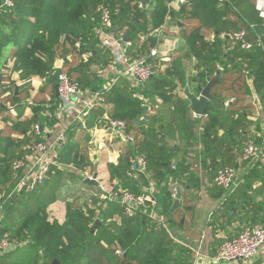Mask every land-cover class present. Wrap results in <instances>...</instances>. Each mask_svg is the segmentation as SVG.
<instances>
[{"label":"trees","instance_id":"obj_1","mask_svg":"<svg viewBox=\"0 0 264 264\" xmlns=\"http://www.w3.org/2000/svg\"><path fill=\"white\" fill-rule=\"evenodd\" d=\"M172 2L151 0L148 8H142L146 0H13V8L0 7V94L3 84L10 81L7 72H19L25 82L33 77L45 81L57 70V61L62 60V73L83 90H96L107 105H112L109 118L98 127L108 126L110 120L123 121L126 136H132V128L142 127L143 140L134 136L130 156L109 165L111 179L117 182L116 192L136 196L141 195V189L148 190L152 179L158 192L156 214L167 226L163 228L143 211L129 218L121 205L108 199H94L92 204L81 200L69 203L63 224L51 220L49 207L66 199L60 194L59 182L83 181L92 166L82 151L76 126L66 132V141L55 149L56 166L44 182L34 191L23 188L14 193L21 178L13 170V163L23 160L34 143L43 141L34 127H45V121L51 126L56 123L46 115L51 110L44 107L60 105L52 94L49 102H36L40 107L34 109L31 119L13 123L20 139L3 138L0 133V237L16 244L14 251L0 254V264H193L192 250L171 236L183 227L176 219L179 210L171 212L172 189L175 184L200 189L203 180L198 169L209 173L205 181L211 195L225 197L211 216L209 228L213 233L229 229L230 234L214 237L211 255L215 256L226 240L238 237L245 228L264 227V163L251 167L242 159L249 141L259 143L263 139V135L258 140L251 138L248 128L256 107L249 101L253 93L264 111V49L231 47L223 38L227 32L245 30L250 42L260 38L264 45V24L255 8L257 0H233L232 6L218 0H185L178 10L170 6ZM100 7L111 11L112 27L117 28L116 32L111 29L114 35L123 34L129 40L127 55L131 63L158 46L159 33H167L164 29L168 22L192 24L180 48L181 55L195 60L191 68L198 85L205 87L220 77L214 88L216 109L199 118L191 115L187 98L179 97L175 106L177 85L188 82L190 91L197 88L191 87V76L186 81V72L177 62L179 57L168 64L157 61L168 66L165 77L155 75L143 85L121 77L115 83L100 78V72L113 61L111 50L101 46L97 33ZM184 31L180 29V33ZM225 46L231 49L225 51ZM28 90L29 86L26 93ZM9 100L16 106L27 97H16L14 91ZM166 107L175 110L155 135L153 128L164 120ZM131 155L136 165L130 163ZM141 158L146 164L145 173L139 170ZM238 163L246 169L243 181L230 190L217 186V173L226 168L237 172ZM255 181H261L259 187H255ZM98 193L107 196L102 190Z\"/></svg>","mask_w":264,"mask_h":264},{"label":"crops","instance_id":"obj_2","mask_svg":"<svg viewBox=\"0 0 264 264\" xmlns=\"http://www.w3.org/2000/svg\"><path fill=\"white\" fill-rule=\"evenodd\" d=\"M172 7L178 10L180 6L174 2ZM192 27V24H188L187 26L184 24L177 25L173 24L172 22H168L166 28L164 29L168 34L166 32H163V30L159 33L160 43L155 48L160 55L158 59L153 60V63L155 64L157 69V76H160L162 78L165 77V71L168 67L166 64H168L172 58L177 59L179 57L177 62L179 66L182 69L184 68L183 70L186 72V81H188V78L191 76L193 78L191 87H197L196 89L193 88V90L190 91L188 89V82H185V85L183 86L177 85L175 91V106L179 97L187 98L185 95L186 90H189L191 94L198 95L197 89L198 86H200L198 85V82H196L198 80H196V72L194 70V67L191 68V65L194 66L195 60L185 59L181 55L180 50V48L182 49V47H184V37L188 35ZM181 28L185 29V31L182 33H180ZM226 49L227 51H229L231 48L225 46L224 50L226 51ZM98 50L99 53L101 52L100 55L103 56L104 53L102 52V49L98 48ZM148 54L149 53H145V55ZM160 58H163V60H161ZM157 61H162L166 64L161 66L157 64ZM63 64L64 62L62 60H58L56 63V69L60 68L62 70ZM12 66L13 63L12 61H10L9 68L11 69ZM124 70V65H116L112 61L106 70L100 72V78L105 80V82L108 81L115 83L116 80L121 77L129 79L134 84H137L138 82L135 79L123 75ZM6 76H9L10 81L6 82L9 84H3L2 88H4V91L3 94H0V106L2 108L0 110V133L2 134L3 138L20 139L21 135L13 130V123L31 119L34 114V109L40 107V105H36V102H49L51 100L52 94H54L58 101H60V99L56 95L55 86L46 84V80L44 81L39 78L33 77L29 81L25 82L20 79L19 72H7ZM28 86L30 87V90H28L26 93V87ZM214 88L212 89V94L216 96ZM13 90L15 91L16 97L25 96L27 97V100L23 101L20 105H12L9 98H11V95L14 93ZM84 91L85 103L92 102L94 94L97 91L91 89H86ZM250 98L249 101L251 102ZM253 102L256 107L254 116L250 118L251 124L248 128V132L250 133L251 138H254L256 140L260 139V136L263 135V139L261 140V142L257 143L258 145H262L264 144V111L257 101L256 96L255 99H253ZM212 103L214 104L215 102ZM44 107L51 110L48 111L46 115L50 116V118H54L56 123L51 126L47 121H45V127L41 126L43 141L49 146L54 147V149H57V146L62 143L59 139L62 136H66V132L70 128L76 126L77 136L82 151L84 155L88 157L89 162L92 164L91 169L87 170V172L84 174L83 181L63 180L61 183L59 182V184H61L62 186L60 194L63 197L65 196L66 199L63 201H55L49 207V214L52 221L56 220L60 224H63L66 219V212L69 203H73L78 200L88 202V198L92 194L98 193L99 190H102V188L104 190H109L112 187H117V182L111 179L109 165H117L119 161L125 156H130L131 151L133 150V145L135 143L132 144L128 142V135L126 136V134L114 132L110 129H106V127H98V124L103 119L109 118V113L112 109V105H107L105 103L103 106L89 107L85 111V116L81 118H79L77 114H69L63 112L61 110V102L60 105L58 104L57 108L51 104H45ZM99 108L103 110V114H100V111H97V109ZM174 110V107L164 108V120L153 128V132H155V135L157 134L156 130L159 128V126L166 123L168 114L170 112H174ZM52 111L53 113H51ZM191 115L193 117H198L195 116L192 110ZM89 124L91 126H89ZM130 134L137 137L141 141L143 140V138L141 137L142 127L140 126L132 128ZM3 145L4 143L2 144V146ZM131 159H134L133 156L132 158H130V160ZM23 160H25L27 164H31L34 160V156L30 152ZM187 160L188 162H192V159L190 157H188ZM236 168L238 169V183H241L244 179V176L246 175V169H244L245 167H243L240 163L236 165ZM198 170L203 180L200 189L192 190L189 187L179 186L177 184L174 185L175 188L180 187L183 191L181 205L176 210H179L176 219L177 221L181 222L183 227L176 230V238L172 234L171 236L177 242L192 250L194 255L193 264H213L211 260L214 255L210 254L213 251V248H210V244H212V241H214V237L223 238L226 234H230V231L228 229L225 231H218L217 233H213L209 228V221L211 219V216L220 209L225 200V197L219 198L211 195V193L209 192L210 186L207 184V181H205L209 173L206 171H202L201 169ZM68 171L72 172L71 169ZM24 173V171L18 172L17 175L22 178ZM147 176L148 178H150L151 174L148 173ZM87 178H94V180L98 182V186H90L85 184V180ZM260 184L261 181H255V187H259ZM150 188L154 189V199L157 201L158 192L155 189V185L152 182V179L149 180L148 190L147 188L141 189L140 194H146ZM175 198L176 195L174 194V201ZM186 207L187 210L185 209ZM162 227L167 228L166 225ZM244 264H264V246L260 254L254 259V261L252 260V262Z\"/></svg>","mask_w":264,"mask_h":264},{"label":"built area","instance_id":"obj_3","mask_svg":"<svg viewBox=\"0 0 264 264\" xmlns=\"http://www.w3.org/2000/svg\"><path fill=\"white\" fill-rule=\"evenodd\" d=\"M142 4V8H148L149 2ZM233 0H218L220 4L232 6ZM179 6L185 3V0H174ZM172 2L170 6H173ZM259 0L256 2V10L259 13L260 18L264 24V7H257ZM1 7L13 8V0H3ZM100 16V23L97 33L99 35L100 44L103 48L110 49L112 52V58L114 64H120L125 66L123 75L135 79L139 84H145L153 76L156 75L157 69L153 60L158 59L159 52L157 49H153L148 55H144L138 62H129L127 49L130 46V42H126L123 34L118 37L111 31V11L106 7L98 8ZM223 38L227 39L229 45L234 47L240 45L243 50H253L256 48H263L264 45L259 38L256 43H252L247 39V32L245 30L237 32H227L223 34ZM58 93L61 102V110L69 114H77L79 118L85 116V111L89 107L103 106L105 104V98L98 92L94 94L92 102L85 103V91L80 87L77 82L72 81L65 73L60 75L58 81ZM230 102L226 103L228 106ZM106 129H110L114 132L125 134L127 125L123 121L110 120ZM35 134L42 138L41 127L36 125L34 127ZM61 142L65 141V136L59 139ZM127 141L134 144L136 142L134 136H127ZM34 160L31 164H27L25 160H17L13 163V170L15 172L24 171V175L17 184L14 193L20 192L23 188L28 191H34L39 185H41L46 176L52 171V167L55 164V149L49 146L44 141L34 143L30 149ZM243 161L249 163L251 167L256 163H264V144L258 145L255 141H249L242 155ZM130 163L136 165L135 159H131ZM140 171L146 172V164L144 160L139 159ZM175 169V165L172 167ZM131 177L136 178V175L130 174ZM215 184L225 190L235 188L238 184L237 172L235 169L226 168L220 170L214 180ZM102 191L107 196L94 193L88 198L89 204H92L94 199L105 200L117 203L123 208L125 216L132 218L139 211H143L148 214V217L162 226H165L163 219L156 214L157 201L154 199V189L150 188L146 194L136 196L129 192L118 193L115 188ZM176 195L175 187L172 189ZM1 216V209H0ZM264 246V227L262 225H256L253 227H247L236 238L226 240L220 247L217 254L212 258L213 264H235L238 262H251L261 252ZM16 249V244L9 242L6 238L0 237V254H7ZM117 255H121L119 250L115 252Z\"/></svg>","mask_w":264,"mask_h":264},{"label":"water","instance_id":"obj_4","mask_svg":"<svg viewBox=\"0 0 264 264\" xmlns=\"http://www.w3.org/2000/svg\"><path fill=\"white\" fill-rule=\"evenodd\" d=\"M2 5V2L0 1V7ZM113 31H117V28H113ZM129 40L126 39V42ZM62 74V70L58 68L52 76H50L46 80V84L55 86L56 95L59 97L58 93V81L60 78V75ZM220 77H216L214 80L210 81L205 87L198 86V95L191 94L189 90L185 91V95L187 99L190 101L191 105L190 108L192 112L195 114V116L203 117L207 110H214L216 109V106L212 102H216L217 98L212 94V89L215 85L219 83ZM146 107L143 108V113L145 114ZM85 184L90 186H98V182L94 180V178H87L85 180ZM176 198L174 201V204L172 206L171 212L174 213L179 206L181 205V201L183 198V191L180 187H176ZM100 226V222H96V229Z\"/></svg>","mask_w":264,"mask_h":264},{"label":"clouds","instance_id":"obj_5","mask_svg":"<svg viewBox=\"0 0 264 264\" xmlns=\"http://www.w3.org/2000/svg\"><path fill=\"white\" fill-rule=\"evenodd\" d=\"M257 7L260 8V7H264V0H259L258 4H257ZM264 14V13H262Z\"/></svg>","mask_w":264,"mask_h":264},{"label":"rangeland","instance_id":"obj_6","mask_svg":"<svg viewBox=\"0 0 264 264\" xmlns=\"http://www.w3.org/2000/svg\"><path fill=\"white\" fill-rule=\"evenodd\" d=\"M184 69V68H183ZM253 99H255L254 93L252 94L250 100L253 102ZM2 197V193L0 192V198ZM254 261V260H253ZM252 262V261H251ZM244 263H248V262H244Z\"/></svg>","mask_w":264,"mask_h":264}]
</instances>
